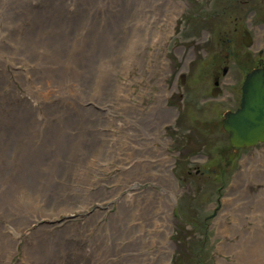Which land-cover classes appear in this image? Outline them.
I'll return each mask as SVG.
<instances>
[{"label": "rangeland", "instance_id": "374dc122", "mask_svg": "<svg viewBox=\"0 0 264 264\" xmlns=\"http://www.w3.org/2000/svg\"><path fill=\"white\" fill-rule=\"evenodd\" d=\"M60 1L0 0V32H4L6 26L17 23L20 26L16 27V33H24L36 14H52ZM175 1L180 3V9L174 16L171 33L159 43L144 45L140 50L141 60L147 63L145 68L154 63L155 72L149 73L134 65L126 76L116 74L113 77L116 83L128 85L127 93L111 91L109 96L98 98L90 94L87 86V89L80 90L78 98H73L69 103L74 114L75 110L79 113L77 119L86 130L87 142L97 140L100 146L108 142L120 156L115 158L110 151L96 160L92 155L85 154V164L84 157L79 168L75 162L72 171L78 176L68 183L67 196L58 200L55 206L47 205L42 215L25 218L21 231L17 229V224L12 226L19 233L18 241L10 259L5 256L0 264H24V250L33 244L32 240L37 243L44 241L49 252L42 253L38 261H32L31 264H94L96 260L87 253L89 247L105 252V260L98 264H106L108 254L111 255L110 264H121L124 253L118 252L117 244L124 234L134 237L139 231L136 221H131L134 227L130 229L125 226L135 218L134 210L139 202H145V211L150 202L147 193L154 195L150 197L151 200L156 199V194L162 193L163 186L160 183L163 182V176H168L175 187L171 210L168 212L170 229L167 235L162 234V237L166 235L170 243L167 264H264V157L251 164L247 161L254 157V151L261 152L264 145H258L253 151L242 149L244 156L237 157L233 165L220 169L219 173L218 169L227 162L225 159L229 150L222 157L209 151L214 142L220 149L223 147L222 136L216 140L202 131L206 129H201V122L192 123L186 116L189 112L186 103L180 105L182 118L176 123L168 121L160 124L158 120L156 96L161 83L170 87L174 76L170 73L176 71L177 60L188 48L182 46H188L191 43L189 40L197 37L200 27L212 25L211 21L201 20L205 15L203 9L210 12L214 10L209 5L210 0ZM97 3L103 5V11L96 16L92 25L96 31L90 34L89 39H100L102 46L94 49L89 45L87 50L97 55L107 44L105 58L112 59L122 52L128 41L122 34L132 30L137 20L144 17L135 14V11L140 7L147 11L146 3L145 0H94L92 7ZM162 19L153 28L159 33H167L168 26ZM71 51L77 52L76 47ZM82 54L85 57L88 52ZM0 58L4 62L8 60L7 55ZM199 62L197 59L194 65L197 66ZM30 68L36 70L30 64L16 65L14 70ZM6 70L11 73L8 64ZM87 76L89 83L100 77L97 72L92 77ZM16 88L15 94L24 93L19 83ZM75 92L71 89L70 93ZM117 95H123L127 101H123L121 96L117 98ZM130 104L139 105L143 113L149 112L155 105L156 112L150 115L153 127L148 140L127 123ZM203 108L198 106L196 110ZM213 148L214 145L210 150ZM53 155L59 160L58 154ZM246 166H249L251 173L249 170L242 175V183L250 192L248 199L246 202L242 198L228 202L233 198L230 195L233 183L237 175L246 170ZM151 211L154 212L153 209ZM220 215H223L221 222L224 225L241 226L244 238L238 233H218L220 224L217 219ZM233 215L237 218L234 219ZM0 223L1 226L5 224L4 221ZM253 227L254 232L248 234V230ZM4 231L0 229V236ZM154 233L153 240H161L159 230ZM133 243L127 247L125 254L137 253L138 244L135 241ZM230 246L233 247L231 252ZM158 247L159 244H155L154 247L145 248L150 252ZM243 255L246 260L241 259Z\"/></svg>", "mask_w": 264, "mask_h": 264}, {"label": "bare ground", "instance_id": "6f19581e", "mask_svg": "<svg viewBox=\"0 0 264 264\" xmlns=\"http://www.w3.org/2000/svg\"><path fill=\"white\" fill-rule=\"evenodd\" d=\"M93 3L94 0H61L52 14H36L24 33H16V27L20 26L17 23L6 26L4 32H0V57L8 56L5 62L0 58V222H5L3 226L0 223V229L5 230L0 236V260L5 256L10 259L17 244L19 233L12 226L17 224V229L21 231L25 218L42 215L47 205L55 206L58 200L67 196L68 183L78 176L72 171L75 162L79 168L85 154L92 155L96 160L110 151L113 157L120 156L108 142L104 146L98 145L97 140L87 142L86 130L77 119L79 113L75 110L74 114L69 103L78 98L87 86L90 94L98 98L109 96L111 91L127 93L128 85L116 83L113 77L116 74L126 76L134 65L140 70L155 72L154 63L145 68L147 63L141 60L140 50L144 45L159 43L171 33L174 16L180 9V3L175 0H145L147 11L141 7L135 11V14L144 17L137 20L132 30L122 34L124 39L128 38L126 46L118 52L116 59H106L107 44L97 55L87 50L89 45L94 49L102 46L100 39H89L90 34L96 31L92 26L95 18L103 11L102 4L92 7ZM161 17V21L168 26L167 33H159L153 28ZM74 47L77 52L71 51ZM85 51L88 55L84 57L82 53ZM6 64L10 66L11 73L6 70ZM19 64L34 65L36 70H14ZM96 72L100 77L89 83L85 75L92 77ZM17 83L23 88L22 95L14 93ZM71 89L76 92L71 94ZM167 94L165 84L161 83L156 96L157 112L155 105L149 112L143 113L139 105L130 104L127 123L135 132H141L146 140L153 127L150 115L156 112L160 124L167 122L169 115L164 113L167 112L164 110ZM118 96L127 101L123 95ZM130 97L131 94L127 98ZM53 154H58L59 160ZM263 157L264 152L261 151L248 161L255 163ZM242 181V175L236 177L230 194L233 198L228 202L238 201L239 198L246 202L250 192ZM160 186H163L162 193L156 194L155 200L150 199L154 196L152 193H147L150 202L145 211V202H139L134 210L135 218L125 226L130 229L134 227L131 221H136L139 231L134 237L124 234L117 244L118 252L124 253L121 264H167V250L170 248L166 238L170 229L168 212L175 187L168 176H163ZM245 211L253 214L252 211ZM223 215L217 219L220 224L218 233H238L244 238L241 226H228L221 222ZM233 218L237 216L233 215ZM155 230H159L161 240H153ZM254 230V227L251 228L248 234ZM163 233L165 237H162ZM133 241L138 244L137 253L125 254L127 247L134 245ZM32 243L28 250H24V264L37 262L42 253L49 252L44 241L37 243L32 240ZM155 244H159L158 249L146 250L145 247H154ZM229 248L231 252L233 247ZM87 253L96 260L94 264L105 260L102 249L89 247ZM110 256L107 255L106 264H110ZM241 259L246 260V257L243 255Z\"/></svg>", "mask_w": 264, "mask_h": 264}, {"label": "flooded vegetation", "instance_id": "af4514ba", "mask_svg": "<svg viewBox=\"0 0 264 264\" xmlns=\"http://www.w3.org/2000/svg\"><path fill=\"white\" fill-rule=\"evenodd\" d=\"M209 5L214 10L202 8L205 15L201 20L211 21L212 25L200 27L197 37H192L188 46H182L188 48L177 60L176 71L170 73L174 75L170 87L165 83L168 94L164 103L167 112L164 113L169 115L167 122L176 123L182 118L180 105L186 103L189 109L186 116L192 123L201 122V129H206L202 131L216 140L222 136L221 149L216 142L211 144L213 151L211 146L209 148L219 157L229 150L227 162L218 169L220 173L233 165L237 157L244 156L242 149L253 151L258 145H264L260 142L252 147H234L223 130L224 115L240 109L247 75L260 71L264 76V0H210ZM197 59L200 62L196 66ZM252 100L249 98L250 102ZM198 106L204 107L203 110L197 111ZM257 153L260 152L254 151V157ZM248 171L249 166H246L237 176Z\"/></svg>", "mask_w": 264, "mask_h": 264}, {"label": "water", "instance_id": "95a60500", "mask_svg": "<svg viewBox=\"0 0 264 264\" xmlns=\"http://www.w3.org/2000/svg\"><path fill=\"white\" fill-rule=\"evenodd\" d=\"M242 89L240 109L236 113L224 115L223 130L230 136L234 147H252L264 142V76L262 72L255 71L247 75ZM249 98L253 100L250 102Z\"/></svg>", "mask_w": 264, "mask_h": 264}]
</instances>
